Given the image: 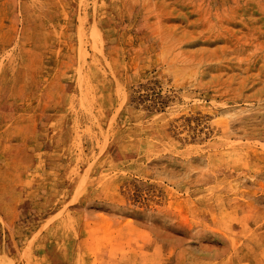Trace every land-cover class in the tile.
Instances as JSON below:
<instances>
[{
    "label": "rangeland",
    "instance_id": "rangeland-1",
    "mask_svg": "<svg viewBox=\"0 0 264 264\" xmlns=\"http://www.w3.org/2000/svg\"><path fill=\"white\" fill-rule=\"evenodd\" d=\"M0 264H264V0H0Z\"/></svg>",
    "mask_w": 264,
    "mask_h": 264
}]
</instances>
